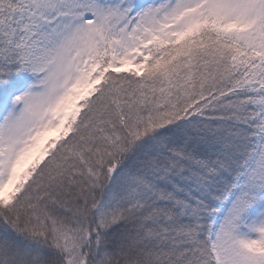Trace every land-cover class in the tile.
Listing matches in <instances>:
<instances>
[{
	"label": "snow or ice",
	"instance_id": "snow-or-ice-1",
	"mask_svg": "<svg viewBox=\"0 0 264 264\" xmlns=\"http://www.w3.org/2000/svg\"><path fill=\"white\" fill-rule=\"evenodd\" d=\"M0 264H264V0H0Z\"/></svg>",
	"mask_w": 264,
	"mask_h": 264
},
{
	"label": "rangeland",
	"instance_id": "rangeland-1",
	"mask_svg": "<svg viewBox=\"0 0 264 264\" xmlns=\"http://www.w3.org/2000/svg\"><path fill=\"white\" fill-rule=\"evenodd\" d=\"M56 135V133H50V136H55Z\"/></svg>",
	"mask_w": 264,
	"mask_h": 264
}]
</instances>
